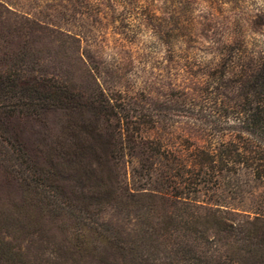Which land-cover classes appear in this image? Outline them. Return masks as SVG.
Here are the masks:
<instances>
[{"label":"trees","instance_id":"1","mask_svg":"<svg viewBox=\"0 0 264 264\" xmlns=\"http://www.w3.org/2000/svg\"><path fill=\"white\" fill-rule=\"evenodd\" d=\"M251 3L0 0L3 145L27 163L10 118L50 108L75 113L74 156L87 147L98 164L129 158L133 180L143 181L133 189L171 199L179 209L178 220L161 223L157 233L172 256L166 264H264V39L258 38L264 5ZM106 8L125 10L117 32L144 33L167 45L166 61L176 72L157 87L155 80L145 83L144 94L127 106L102 93L95 75L99 50L91 42L82 46ZM136 8L143 28L130 22ZM45 38L77 49L91 90L41 63L37 44Z\"/></svg>","mask_w":264,"mask_h":264},{"label":"rangeland","instance_id":"2","mask_svg":"<svg viewBox=\"0 0 264 264\" xmlns=\"http://www.w3.org/2000/svg\"><path fill=\"white\" fill-rule=\"evenodd\" d=\"M251 4L264 5V0ZM104 11L103 24L93 21L95 30L82 46L96 45L99 88L111 103L124 106L144 94L145 83L155 80L157 87L176 72L166 61L171 56L167 45L144 33L117 32L125 10ZM141 13L132 10L130 22L143 28ZM258 38L264 39V31ZM37 46L43 65L67 75L79 89L91 90L93 81L71 43L45 38ZM77 119L75 113L52 108L10 118L27 163L15 159L18 152L0 139V264H166L172 256L167 257V240L157 233L161 223L178 220L179 209L171 199L133 189L143 181L133 180L129 158L98 164L87 147L74 156L70 140Z\"/></svg>","mask_w":264,"mask_h":264}]
</instances>
